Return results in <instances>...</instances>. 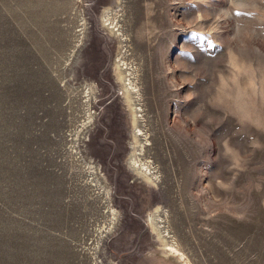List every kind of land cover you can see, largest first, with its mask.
Listing matches in <instances>:
<instances>
[{
	"label": "rangeland",
	"instance_id": "1",
	"mask_svg": "<svg viewBox=\"0 0 264 264\" xmlns=\"http://www.w3.org/2000/svg\"><path fill=\"white\" fill-rule=\"evenodd\" d=\"M0 264H264V0H0Z\"/></svg>",
	"mask_w": 264,
	"mask_h": 264
},
{
	"label": "bare ground",
	"instance_id": "2",
	"mask_svg": "<svg viewBox=\"0 0 264 264\" xmlns=\"http://www.w3.org/2000/svg\"><path fill=\"white\" fill-rule=\"evenodd\" d=\"M106 19V18H105ZM110 24V23H109ZM111 30V29H110ZM115 75L119 80L120 85L122 87V95L124 96V103L131 115V127H132V138H133V146L130 156L128 157L127 165L133 170V172L144 182H147L151 185H154V179L152 177L150 168L148 163L139 160L140 150L143 148V142L140 141L139 134L141 132V128L138 124V114L136 111L134 99L132 97L133 86L131 85V80L129 81L125 70L122 69L117 63L115 64ZM150 165V164H149ZM152 170V169H151ZM154 172V171H153ZM158 205H156L153 209H151L148 213L147 217V225L149 229L157 236V240L159 241V247L161 249H168L174 254L178 255L179 258L183 257V252L180 251L178 245L171 240L165 237L160 229V225L157 223L156 210ZM161 208V207H160ZM159 209V208H158ZM112 214L116 218L117 211L112 208ZM157 241V242H158ZM183 260V259H182ZM187 261V260H186ZM186 263V262H185Z\"/></svg>",
	"mask_w": 264,
	"mask_h": 264
},
{
	"label": "snow or ice",
	"instance_id": "3",
	"mask_svg": "<svg viewBox=\"0 0 264 264\" xmlns=\"http://www.w3.org/2000/svg\"><path fill=\"white\" fill-rule=\"evenodd\" d=\"M211 46V45H210Z\"/></svg>",
	"mask_w": 264,
	"mask_h": 264
}]
</instances>
